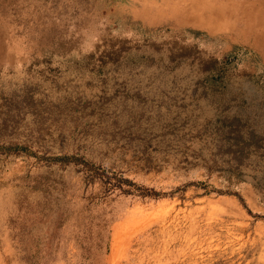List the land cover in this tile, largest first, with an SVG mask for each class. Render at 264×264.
Returning <instances> with one entry per match:
<instances>
[{
	"label": "rangeland",
	"instance_id": "obj_1",
	"mask_svg": "<svg viewBox=\"0 0 264 264\" xmlns=\"http://www.w3.org/2000/svg\"><path fill=\"white\" fill-rule=\"evenodd\" d=\"M239 105L264 0H0V264H264Z\"/></svg>",
	"mask_w": 264,
	"mask_h": 264
},
{
	"label": "trees",
	"instance_id": "obj_2",
	"mask_svg": "<svg viewBox=\"0 0 264 264\" xmlns=\"http://www.w3.org/2000/svg\"><path fill=\"white\" fill-rule=\"evenodd\" d=\"M238 108L239 110L237 112H234V114L230 116V120L228 121V123L226 122L228 126V130H226V133L230 135V137L224 138L227 139L226 144L230 139H234L233 143L232 141L230 142V146H237V148L233 150L231 147H227L229 149V152H232L229 157L230 169H233L234 167L239 168L244 162L247 152H249L251 149L264 150V124H262V122H250V124L244 125V129L241 127L243 126L241 122L243 119L241 113H243L247 119L254 118L255 120L257 118H262L261 112L259 110H256L255 114L252 115V110H248L245 106L239 105ZM234 123H236V125H234ZM231 133L233 134L231 135Z\"/></svg>",
	"mask_w": 264,
	"mask_h": 264
},
{
	"label": "bare ground",
	"instance_id": "obj_3",
	"mask_svg": "<svg viewBox=\"0 0 264 264\" xmlns=\"http://www.w3.org/2000/svg\"><path fill=\"white\" fill-rule=\"evenodd\" d=\"M199 1H201V0H199ZM259 1V0H258ZM202 5H203V3H202ZM226 39V38H225Z\"/></svg>",
	"mask_w": 264,
	"mask_h": 264
}]
</instances>
